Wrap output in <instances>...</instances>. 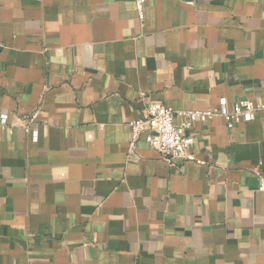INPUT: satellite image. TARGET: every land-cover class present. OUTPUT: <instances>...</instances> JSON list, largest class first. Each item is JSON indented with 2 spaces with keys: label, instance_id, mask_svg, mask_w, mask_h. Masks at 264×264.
Masks as SVG:
<instances>
[{
  "label": "crops",
  "instance_id": "0c3cea01",
  "mask_svg": "<svg viewBox=\"0 0 264 264\" xmlns=\"http://www.w3.org/2000/svg\"><path fill=\"white\" fill-rule=\"evenodd\" d=\"M220 99L264 103V0H0V264H264V110L128 151Z\"/></svg>",
  "mask_w": 264,
  "mask_h": 264
},
{
  "label": "built area",
  "instance_id": "2783aa9c",
  "mask_svg": "<svg viewBox=\"0 0 264 264\" xmlns=\"http://www.w3.org/2000/svg\"><path fill=\"white\" fill-rule=\"evenodd\" d=\"M140 18H143L144 5L147 0H133ZM264 110V103L249 99H239L228 105L225 99L219 100L218 108L207 110L176 111L164 105L152 104L142 119L131 124L132 138L128 146L131 154L141 136L144 141L155 149L162 158L173 164L187 157L194 144L190 134L196 123H206L221 117L226 127L233 130L241 123H247L255 115ZM0 129H8L6 116L0 118ZM264 190V181L258 188Z\"/></svg>",
  "mask_w": 264,
  "mask_h": 264
}]
</instances>
